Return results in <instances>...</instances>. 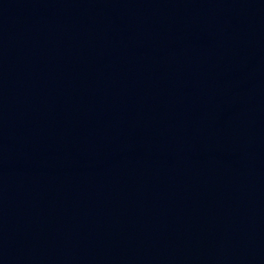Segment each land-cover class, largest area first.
I'll return each instance as SVG.
<instances>
[{
	"label": "water",
	"instance_id": "obj_1",
	"mask_svg": "<svg viewBox=\"0 0 264 264\" xmlns=\"http://www.w3.org/2000/svg\"><path fill=\"white\" fill-rule=\"evenodd\" d=\"M0 264H264V0H0Z\"/></svg>",
	"mask_w": 264,
	"mask_h": 264
}]
</instances>
